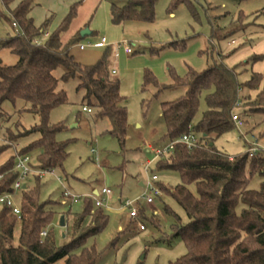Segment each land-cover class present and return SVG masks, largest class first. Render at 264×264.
Masks as SVG:
<instances>
[{
    "label": "trees",
    "instance_id": "obj_1",
    "mask_svg": "<svg viewBox=\"0 0 264 264\" xmlns=\"http://www.w3.org/2000/svg\"><path fill=\"white\" fill-rule=\"evenodd\" d=\"M1 1L10 14L8 21L17 25L18 34L0 41V50H10L18 57V62L14 66L0 62V122L6 115L2 108L5 103L16 108L22 102L24 106L18 113L28 112L39 119V124L18 138L38 135L39 139L18 154L25 156L39 151L38 164L34 167L39 172L63 169L70 142L57 141V134L66 127L62 123L52 124L50 117L55 109L70 103L66 88L73 81L82 108L90 109L97 119L108 120L109 135L124 147L129 133V110L127 98L121 92L122 82L113 77L110 69L111 49L108 48L97 63L83 65L72 51L85 38L82 31L68 43H63L61 38L76 18L79 4L71 8L46 43L38 44L37 39L48 33L50 19L40 27L35 25L31 13L37 0H23L14 8L11 6L15 0ZM158 1L129 0L122 7L112 5L111 20L115 25L130 21L153 23ZM180 4H187L197 20L190 0H175L172 7ZM244 18L241 15L238 20L241 26L226 33L214 30L212 40L243 31ZM177 46L178 43L163 48ZM260 61H264V55H254L248 63ZM168 72L171 85L160 84L149 70L144 73L142 85V93L155 88V98L169 90L185 91L178 99L161 104L166 127L163 140L170 143L189 135L190 126L200 135L198 147L189 149L185 144H177L168 158L157 162L160 171L173 170L180 174L182 184L176 188L159 187L183 209L188 219L182 225L180 216L166 207V212L177 222L173 237L182 238L187 248L186 255L170 264H264V151L255 157L248 152L232 157L215 147L217 139L237 128L233 117L242 108L243 88L258 90L262 83L264 85V73L253 74L242 85L238 82V67H228L223 59L203 72L190 69L185 76H179L173 68ZM204 95L207 110L194 124ZM245 101V111L264 117V87L254 100ZM250 147L248 145V150ZM10 148H1L0 156ZM15 159L16 156L0 165V197L14 192L13 185L18 178ZM257 176L262 182L259 190H253L250 184ZM41 178L37 175L35 188L26 187L21 193L18 245H15L16 223L13 221L18 219L10 207H0V264H96L99 258L96 245L87 244L106 228L109 218L101 208L93 213L96 209L93 201L85 199L83 211L73 216L74 238L59 247L52 231L42 236L53 214L46 210L47 204L40 201ZM151 222L156 225L153 219Z\"/></svg>",
    "mask_w": 264,
    "mask_h": 264
},
{
    "label": "rangeland",
    "instance_id": "obj_2",
    "mask_svg": "<svg viewBox=\"0 0 264 264\" xmlns=\"http://www.w3.org/2000/svg\"><path fill=\"white\" fill-rule=\"evenodd\" d=\"M21 1L23 0H15L11 8ZM128 1L37 2L39 6L33 12L35 24L40 27L50 19V34L58 29L71 8L79 4L76 18L69 30L61 36L64 43H68L76 32L84 29L92 33L82 40L81 43L86 45L106 37V48L88 47L81 51L79 46H75L72 51L80 64L92 65L100 60L108 48L111 49L110 69L118 71L113 77L122 82L121 92L128 100L129 124L132 126L125 146L121 147L119 141L108 133L111 129L108 120L95 121L83 112L76 94V82L69 83L66 89L70 103L55 109L50 117L52 124L62 123L66 127L57 134L56 139L60 143L70 142L68 157L63 169H56L42 176L40 201L46 203V210L53 214L45 231H52L57 245L61 247L74 238L73 216L83 211L85 198L94 196L95 191L110 189L113 194L101 208L109 218L108 225L87 244L96 245L99 253L96 264H170L186 255L187 248L182 238L173 237L177 222L166 212V207L180 216L182 225L188 219L183 209L164 193L156 197L152 204H148L143 198L144 188L141 184L147 183L145 167L148 162L152 164L149 166L150 176L158 177V185L176 188L182 184L178 172L160 171L157 161L153 160L155 150L168 145L165 140L162 141L164 137H161L164 130V123L160 119L161 104L178 99L185 91H165L155 98L157 91L153 88L142 93V76L149 70L160 84L168 86L172 84L168 72L170 68L179 76H185L190 69L203 72L223 59L230 68L246 66V70L238 71V82L245 85L253 71L252 64L248 63L251 57L258 53L264 54V0H190L198 15L197 20L187 4L173 8L175 0H159L153 23L130 21L122 25L113 24L112 5L122 7ZM241 15L246 17L243 20V31L212 40L214 30H220L223 34L241 26L238 22ZM9 16L0 0V41L14 38L18 34V27L8 21ZM47 40L41 36L37 42L44 44ZM124 41L135 50V54L125 53L124 44L121 45ZM233 41L235 44L231 45ZM177 43L179 46L176 48H168L170 44ZM166 46L168 47L164 49ZM0 62L5 66H14L18 57L8 49H1ZM261 67L258 63L254 69L261 70ZM244 90L248 96L249 89L244 87ZM245 93H240L241 99L246 98ZM205 97L206 95L201 98L195 124L207 110ZM23 106L24 103L19 102L16 108L11 103H5L2 107L6 115L4 121L0 122V149L4 146L11 148L0 156V165L15 157L16 150L19 152L39 139L38 135L18 139L39 124L38 116L28 112L18 113ZM244 107L242 104L236 114L246 122L244 127L235 128L215 142L219 151L232 157L246 154L248 145L252 146L255 142L264 148V117L250 114ZM197 137L200 140V135ZM92 149L96 150V154H92ZM39 154V151L29 154L35 168ZM36 176L32 175L26 182L31 190L35 188ZM261 182L260 177H254L250 188L259 190ZM65 191L83 198L82 201L70 206V202H65ZM21 200V192L16 193V206L21 205ZM130 202L139 211L138 218H130V209L126 207ZM96 210H92L93 213ZM64 216L66 227L61 228L60 220ZM152 219L156 225L151 222ZM13 221L16 223L15 245H18L20 222L16 219ZM141 225H144V230H140Z\"/></svg>",
    "mask_w": 264,
    "mask_h": 264
},
{
    "label": "built area",
    "instance_id": "obj_3",
    "mask_svg": "<svg viewBox=\"0 0 264 264\" xmlns=\"http://www.w3.org/2000/svg\"><path fill=\"white\" fill-rule=\"evenodd\" d=\"M17 26V25H15ZM90 36V35H89ZM45 38L49 37V34L46 33L44 35ZM234 43V42H233ZM39 44V42H38ZM108 45V41L106 37H102L99 40H97L95 43H89V44H84L80 43L78 46L81 51L86 50L88 47L91 48H105ZM124 50L125 53L128 55H133L135 53V50L131 48L127 43H124ZM113 74H116V71H113ZM84 112H88L89 114L92 112L90 109L83 108ZM233 120L237 126V128L241 129L244 127V121L242 118L238 115H234ZM190 131L191 133L189 135H184L180 139L170 142L166 147L163 149H159L156 151V157L161 159L163 157H169L171 153L174 150L175 145L177 144H185L189 149L196 148L199 146V138L197 135L192 131V126H190ZM258 142H255L252 144V146L249 148L248 153L250 154L251 157H255L259 152L264 151V148L259 146L257 144ZM94 152V150H92ZM15 171L18 173V178L15 181L13 185V193L10 194H5L0 197V207L3 205H7L12 209V214L16 216L18 220H21V207L16 206L14 202V196L16 193L21 192L26 189L27 185L26 182L27 180L34 174L40 175L41 177L44 175L46 172H39L34 169L32 158L29 155H19L16 154V159H15ZM149 178L147 183L144 186V194L143 198L146 199L148 204H152L155 200L156 197H160L162 195V191L157 183L158 177L155 175H151L149 173V168L146 169ZM112 191L110 189L104 188L101 192H98L97 195L86 197L85 199L89 198L93 201L94 206L96 209H100L104 207L105 202L107 201V198H109L112 195ZM103 196L104 198H101ZM64 198L65 202H72V203H79L82 201L83 198H80L78 196L71 195L69 192L65 191L64 193ZM134 203L130 202L126 204V207L130 209V218L135 219L138 218L139 216V211L133 207ZM145 227L144 225L140 226V230H144ZM47 235V231H44L42 233V236L45 237Z\"/></svg>",
    "mask_w": 264,
    "mask_h": 264
},
{
    "label": "crops",
    "instance_id": "obj_4",
    "mask_svg": "<svg viewBox=\"0 0 264 264\" xmlns=\"http://www.w3.org/2000/svg\"><path fill=\"white\" fill-rule=\"evenodd\" d=\"M38 2V0L36 1V5H34V8H33V10H32V13H31V17L33 18V12H34V10H35V8L36 7H38L39 6V4L37 3ZM34 19V18H33ZM34 22H35V20H34ZM36 25V24H35ZM37 27H38V25H36ZM87 29H84V30H79V31H86ZM87 31H89V30H87ZM90 32V31H89ZM77 33V32H76ZM91 33V32H90ZM48 34L50 35V33L48 32ZM92 34V33H91ZM234 42V43H233ZM233 42H231V45H234L235 44V41H233ZM64 43V42H63ZM124 43H126L125 41L124 42H122L121 43V45H123ZM128 45V44H127ZM107 47H108V45H107ZM106 48V47H105ZM135 54V53H134ZM255 55H264L263 53H258V54H255ZM258 63H260L261 65H262V67H261V70H256V69H254L255 68V66H256V64H258ZM240 66H242V65H240ZM252 66H253V71H252V75H251V77L253 76V74H263L264 73V61H260V62H257V63H255V64H252ZM246 68V66H242L241 68H239L238 69V71H240V72H242V71H244V70H246L245 69ZM254 70H256V71H254ZM112 71H116V74L118 73V71L116 70V69H113ZM143 78H142V81H141V83H140V85H141V87H142V85H143V79H144V75L142 76ZM251 77H250V79H251ZM140 87V88H141ZM263 87H264V85H263V83L260 85V87H259V89L258 90H248V96H246V93H245V90H244V88H243V90H242V92L243 93H245V96H246V98H244V101L243 102H241V104H240V106H242V104H244L246 101H245V99H248L247 97H249V98H251L252 100H254L256 97H257V95L263 90ZM150 89H152V88H150ZM149 89V90H150ZM153 89H155V88H153ZM156 90V89H155ZM157 91V90H156ZM169 91H172V90H169ZM247 91V90H246ZM126 104H127V108H128V110H129V107H128V100L126 101ZM82 110H83V108H82ZM84 112V111H83ZM160 112H161V110H160ZM84 113H86L88 116H90L91 118H93L95 121H104V120H106V119H97L94 115V112H91L90 114L88 113V112H84ZM160 119L163 121V123H164V120H163V117H162V113L160 114ZM243 121H244V119H242ZM246 122L244 121V124H245ZM195 124V123H194ZM111 125V124H110ZM132 128V126L129 124V131H130V129ZM165 133H166V127H165V123H164V130H162V135H161V137L163 138L164 137V135H165ZM162 141H164L163 139H162ZM166 141V140H165ZM258 141H259V139H258ZM168 144H169V142L168 141H166ZM151 147V146H150ZM92 150H94V152H92V154H96V150L95 149H92ZM157 150H159V149H157ZM157 150H155V155H156V151ZM17 151V150H16ZM15 151V155H16V153L18 152H16ZM96 160L98 161V158H96ZM154 162H158L159 161V158H157L156 156L154 157V160H153ZM150 165H152L150 162H148L147 163V166L145 167V169H147V168H149V166ZM146 174H147V181H148V178H149V175H148V173H147V171H146ZM141 186H143V188H144V186H145V183L144 184H141ZM28 187V186H27ZM97 191H95L94 192V195H97ZM73 204H77V203H72V202H70V206H72ZM65 217V216H64ZM60 222H61V220H60ZM61 227V226H60ZM61 228H63V227H61Z\"/></svg>",
    "mask_w": 264,
    "mask_h": 264
},
{
    "label": "water",
    "instance_id": "obj_5",
    "mask_svg": "<svg viewBox=\"0 0 264 264\" xmlns=\"http://www.w3.org/2000/svg\"><path fill=\"white\" fill-rule=\"evenodd\" d=\"M89 35H91V33L89 31H87V30L82 32V36L83 37H87ZM60 226L63 227V228L66 227V218L65 217L61 218Z\"/></svg>",
    "mask_w": 264,
    "mask_h": 264
}]
</instances>
